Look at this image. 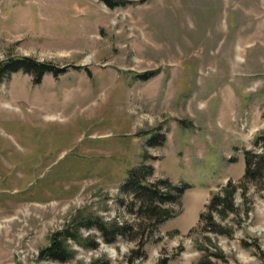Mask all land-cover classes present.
Masks as SVG:
<instances>
[{
	"label": "rangeland",
	"instance_id": "rangeland-1",
	"mask_svg": "<svg viewBox=\"0 0 264 264\" xmlns=\"http://www.w3.org/2000/svg\"><path fill=\"white\" fill-rule=\"evenodd\" d=\"M125 1L0 0V63L65 69L0 79V264H63L39 251L83 218L123 235L81 229L91 247L71 242L64 264H264L263 183L238 190L232 237L199 225L211 193L241 180L245 151L262 148L264 0ZM140 165L185 188L158 225L122 188Z\"/></svg>",
	"mask_w": 264,
	"mask_h": 264
},
{
	"label": "trees",
	"instance_id": "trees-1",
	"mask_svg": "<svg viewBox=\"0 0 264 264\" xmlns=\"http://www.w3.org/2000/svg\"><path fill=\"white\" fill-rule=\"evenodd\" d=\"M107 7L113 9L126 5L125 0H99ZM23 71L31 74L35 83H40L46 73L58 75L65 71L49 63L39 62L30 57H11L0 63V79L3 73ZM153 72L137 74L136 77L146 81L153 77ZM161 139L159 144L164 142V135L157 134ZM255 145H262L259 153L245 151L244 153V172L241 180L237 184L228 180L219 190L211 193L208 203L205 206V212L201 213L199 225L204 226V230L216 235L226 237L233 236V226H227L223 221L232 214L237 216L239 209L235 203V196L238 190L244 195L250 182L264 184V132L254 140ZM152 168L144 165L134 166L127 171L126 178L122 188L132 196L136 205V214L139 218L149 220L153 225H158L169 219L173 215V208L168 205H180V200L185 188L174 186L167 180L150 181ZM133 204V203H132ZM133 206V205H131ZM81 229L97 230L103 241L107 244L113 243L118 236H122L123 226L116 221L111 223L104 222L101 218H83L81 221H73L61 230L53 232L48 238V245L40 249L39 260L55 261L67 263L76 256V251L71 246V242L80 247H91L89 240L83 238L80 234ZM245 248L249 246L244 244ZM214 255V254H212ZM258 258L264 262L262 252L257 254Z\"/></svg>",
	"mask_w": 264,
	"mask_h": 264
}]
</instances>
